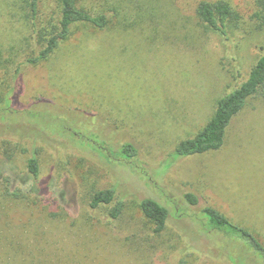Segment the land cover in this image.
<instances>
[{"label":"rangeland","instance_id":"rangeland-1","mask_svg":"<svg viewBox=\"0 0 264 264\" xmlns=\"http://www.w3.org/2000/svg\"><path fill=\"white\" fill-rule=\"evenodd\" d=\"M198 1L160 0L157 25L80 23L31 65L27 0H0V264H259L239 241L208 229L202 209L215 207L264 244V100L232 119L219 149L179 156L175 147L246 79L263 52L264 19L255 0H228L241 17L222 36L198 21ZM142 2L123 0L121 20L144 19ZM56 4L40 0L45 18ZM9 140L25 149L10 161ZM124 143L134 157L122 154ZM35 148L37 180L27 172ZM109 187L123 201L118 218L109 206H89L93 191ZM144 198L168 208L161 233Z\"/></svg>","mask_w":264,"mask_h":264},{"label":"trees","instance_id":"trees-1","mask_svg":"<svg viewBox=\"0 0 264 264\" xmlns=\"http://www.w3.org/2000/svg\"><path fill=\"white\" fill-rule=\"evenodd\" d=\"M87 1L56 0V12L51 14L49 18H45L47 15L44 17L40 10V0H27L36 34V48L32 53L33 55L25 57L24 62L34 65L48 59L59 45L71 36L73 28L80 23H88L98 28H107L116 24L147 23L149 21L151 24L157 25L156 23L163 12L157 4L160 0H144L142 3L150 6L145 14H140L144 16V19L131 21L126 18V23L125 20L120 18L123 0H119L117 3H115V0H90L98 5L99 10L90 8ZM255 4L257 8L256 16H258V19H264V0H255ZM195 13L198 21L205 28L219 32L226 37L229 34V27L237 25L241 17V14L235 10L228 0H199L195 6ZM17 72H19V67L15 68L14 73ZM6 97L7 95L4 96V99ZM255 98L264 100V45L262 54L251 67L246 79L217 100L211 118L194 136L183 139L176 145V154L190 156L219 149L224 144L227 128L232 119L249 104L251 99ZM7 143V149L10 153L6 152V155L9 161L20 150H25L20 148L19 141L9 140ZM121 152L127 157H134L137 154V149L131 143H124ZM27 172L30 177L36 180L40 177V161L36 148L32 150V154L27 160ZM65 182L59 187L58 201H60V197L64 198L67 195L66 189L69 181ZM32 190L37 191L38 195L44 197L47 192L41 187L36 189L35 186H32ZM115 193V187L95 190L90 194L89 206L91 208L109 206V215L118 218L123 209V201H116ZM74 196L73 194L70 197L71 200ZM186 198L193 204L199 202L197 196L191 192L186 194ZM47 200L52 202L50 197ZM113 202L115 204L110 206ZM140 206L148 220L153 222L154 232L161 233L166 226L169 214L168 208L153 198H144ZM202 213L205 215V223L208 229L217 230L239 241L244 252H250L259 264H264V244L249 229L234 222L215 207L206 205L203 207Z\"/></svg>","mask_w":264,"mask_h":264}]
</instances>
